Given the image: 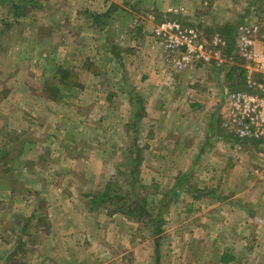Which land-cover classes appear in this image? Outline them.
<instances>
[{"label": "rangeland", "instance_id": "obj_1", "mask_svg": "<svg viewBox=\"0 0 264 264\" xmlns=\"http://www.w3.org/2000/svg\"><path fill=\"white\" fill-rule=\"evenodd\" d=\"M240 28L264 53V0H0V264H264V146L217 120Z\"/></svg>", "mask_w": 264, "mask_h": 264}, {"label": "built area", "instance_id": "obj_2", "mask_svg": "<svg viewBox=\"0 0 264 264\" xmlns=\"http://www.w3.org/2000/svg\"><path fill=\"white\" fill-rule=\"evenodd\" d=\"M158 32L168 36L169 48L185 49L184 61L190 58L206 60V45L195 31L166 22ZM238 38L239 55L246 63L245 89L230 96L229 127L242 139L264 142V53L256 52L255 40L248 29L240 28ZM214 45L225 46L226 40L217 37Z\"/></svg>", "mask_w": 264, "mask_h": 264}, {"label": "crops", "instance_id": "obj_3", "mask_svg": "<svg viewBox=\"0 0 264 264\" xmlns=\"http://www.w3.org/2000/svg\"><path fill=\"white\" fill-rule=\"evenodd\" d=\"M196 60H198V62H201V61L204 62V60L202 58H198ZM195 62H197V61H195ZM205 62H207V61H205ZM240 64L241 63H238L237 66L230 65L228 67V69H227V74H226L227 89L224 91L223 101H222V103H220L221 107L219 108V111H218V114H217V120H218V122L220 120L221 123L224 126H226L227 129L229 130L228 132L225 131L227 133V135H226V138H224V139L230 140V141H235V138H237V139L241 140V142H245V143H249V144L253 143V144H257V145L259 144V145H263L264 146V142H262V141H258V140H248V139H242V138H240L229 127L230 111H231V107H229L230 106V96H231V94L235 93L236 91H241V90H244L245 89L244 82L243 83H238V82L234 81V79H235L234 74L236 72V71H234L235 70L234 68H240L241 71L244 74L246 73V63H243L242 65H240ZM184 67H185V65H182L181 66V69L184 68ZM230 73H233V81H231V82H229V79H228V75ZM204 105L205 104L203 103V100H198L197 103H192V104L190 103V107H193V108H202ZM224 129H225V127H224Z\"/></svg>", "mask_w": 264, "mask_h": 264}, {"label": "trees", "instance_id": "obj_4", "mask_svg": "<svg viewBox=\"0 0 264 264\" xmlns=\"http://www.w3.org/2000/svg\"><path fill=\"white\" fill-rule=\"evenodd\" d=\"M18 9V8H17ZM19 10V9H18ZM19 12V11H18ZM18 14V13H17ZM107 18L108 17V15L107 14H104V15H100V14H96V15H93V20H94V23H96V24H100L101 25V22H102V19L103 18ZM235 70L234 71H238V72H240V75H241V77H243V72L241 71V69L240 68H234ZM228 79H229V82H231V81H233V73H230L229 75H228ZM235 80V79H234ZM111 193H110V190H107L106 192H104V193H101V194H99V198H101V201H100V203L101 204H103L104 203V205H106V204H108L109 202H115V201H118V202H120L121 204H122V202L124 201V199L123 198H121V197H113V196H111L110 195ZM131 202H133V204L132 205H134L133 207H129V211L130 212H132L133 213V209H136L137 207H138V203L136 202V201H134V200H132ZM100 203H97V205H100ZM119 210H121V209H119ZM137 210H140V211H143V209H137ZM118 211H115V213H117ZM149 214V213H148Z\"/></svg>", "mask_w": 264, "mask_h": 264}]
</instances>
